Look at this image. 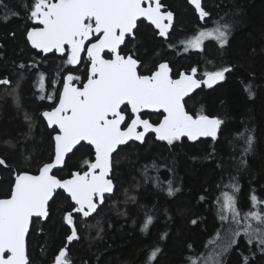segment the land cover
Wrapping results in <instances>:
<instances>
[{"label":"trees","instance_id":"1","mask_svg":"<svg viewBox=\"0 0 264 264\" xmlns=\"http://www.w3.org/2000/svg\"><path fill=\"white\" fill-rule=\"evenodd\" d=\"M3 2L7 9L0 8V81L10 83H0V159L6 162L0 165V198L10 196L16 174L37 173L54 156L53 134L41 115L46 101L41 98L40 74L50 84L74 71L64 57H43L31 47L26 35L37 26L30 17L33 0ZM165 2L177 14L169 39L147 28L140 43L128 47L149 68L163 60L175 71L196 67L201 76L230 68L219 85L204 86L186 100L194 116L218 117L220 133L215 139L182 138L171 145L150 134L144 143L120 147L113 160L114 194L106 196L92 216L73 213L78 239L68 247L70 264H193L219 253L234 238L231 232H223L236 225H225L221 218L224 192L238 187L235 195L241 214L258 210L252 209L253 194L264 201V0H205L209 16L204 23L187 0ZM225 24L230 27L223 47L212 39L202 50L185 51L181 44L200 26ZM143 116L156 123L162 114ZM242 135L254 137L247 153ZM74 152L56 171L58 177L83 173L94 160L89 145ZM169 184L178 189L173 195L168 194ZM71 201L59 191L50 204L49 218L33 220L28 237L30 264H54L67 246L71 227L64 217L76 208ZM258 208H264V203ZM148 216L152 223L145 228ZM244 226L238 225L237 243L222 256V264H244V257L247 264H264L256 241L247 243ZM155 249L159 252L150 259Z\"/></svg>","mask_w":264,"mask_h":264},{"label":"snow or ice","instance_id":"2","mask_svg":"<svg viewBox=\"0 0 264 264\" xmlns=\"http://www.w3.org/2000/svg\"><path fill=\"white\" fill-rule=\"evenodd\" d=\"M190 3L195 6L202 20L209 16L201 0H190ZM162 7L161 0H33L30 17L42 27H33L28 31L27 39L32 47L45 53L53 50L64 53L67 45L70 51L66 62L76 65L88 42L86 51L91 66L87 83L82 88L72 84L73 80H79L80 77L68 75L59 96V104L43 113L48 125L58 128L54 136V159L45 163L38 175L27 172L16 174L10 197L0 198V264H30L25 245L30 221L34 216H49V201L57 189H63L75 202V212L89 216L95 211L94 197L99 196L102 200L105 193L113 190L112 180L107 179V176L111 170L112 154L119 145L130 140L143 143L150 132L169 145L184 136L190 140L198 137L216 138L222 121L204 114L194 117L185 111L182 101L201 84L212 87L223 81L230 68L205 72L206 78L197 80L195 76L198 69L193 67L190 73L181 72L178 79H172L168 63L159 64L151 75H141L138 73L140 61L131 54H120L119 49L125 44L126 37L135 38L134 29L140 18L155 25L161 37L169 34L174 14L172 11H161ZM0 8L7 9L3 0H0ZM7 15L18 13L9 12ZM229 27L225 24L200 31L186 42L185 51L188 48L202 50L206 39L215 40L223 47L228 43ZM93 38L95 42H91ZM106 49L114 58L103 57L102 53ZM0 83L7 85L10 82L5 79ZM39 86L41 90L44 89L43 74H40ZM47 98L52 99L51 96ZM127 106H130V113L126 115ZM145 109L156 112L162 110L163 119L155 125L148 119H142L141 113ZM241 138L246 145L243 151H251L254 137L242 135ZM82 141L95 150V162L88 165L89 170L83 174L73 173L71 179L65 180L50 174L53 169L66 165V157ZM5 164L0 159V165ZM232 188L234 191L223 193L221 218L227 220L230 215L236 224L243 221L245 226L242 231L248 238L247 243L251 245L256 241L264 253V208H258L264 201H259L253 194L250 197L252 209L258 210L241 214L235 195L239 189L236 185ZM167 191L173 195L178 189L169 184ZM64 219L68 225H73L71 212ZM151 223L152 217H146L144 227L147 228ZM239 235L240 230L233 233V237ZM74 239H78L75 226L67 236L69 242ZM236 243L233 238L228 246ZM223 251H227V248ZM158 252L159 249H155L150 259H155ZM220 255L210 254L205 264H221ZM66 257L67 249H61L54 264H70ZM243 259L244 264H247L248 257Z\"/></svg>","mask_w":264,"mask_h":264},{"label":"flooded vegetation","instance_id":"3","mask_svg":"<svg viewBox=\"0 0 264 264\" xmlns=\"http://www.w3.org/2000/svg\"><path fill=\"white\" fill-rule=\"evenodd\" d=\"M188 4L189 3V0H187ZM204 2L205 0H202V5H203V8L207 11V9L204 7ZM161 4L163 5V7L165 8H162V11H173L174 14H175V20L173 22V25H172V29L171 31H169V34H168V37H161L159 35V30L155 28V26L151 23H149L146 19H141L137 22V28L134 30V39H130L128 37H126V40H125V44L122 45L119 49L120 51V54L121 55H133V57L137 60L140 61V65L138 66V72L139 74L141 75H151L153 72H155L159 66V64L161 63H169V66L172 70V79H177L179 78V75L181 72H187V73H190V70L191 69H180L179 71H175L174 68L171 66L170 62L169 61H166V60H163V61H159L157 62V64L154 66V67H148L146 63H143V61L141 59L138 58V56L134 53V50H132L131 48L128 47V45H131L132 43H135L136 45H138L141 41V35H143L144 31L148 28V30L154 32L156 34V36L158 37H161L162 39L164 40H168L169 39V35L172 33V31L174 30L175 26H176V21H177V14L175 12L174 9H172L169 4L167 2H165V0H162L161 1ZM191 5V4H190ZM146 6V5H145ZM193 7V6H192ZM194 8V7H193ZM196 14L198 15L196 9L194 8ZM209 13V12H208ZM199 17V15H198ZM208 17V16H207ZM205 17V19L207 18ZM204 19V20H205ZM199 21L201 23H204V21H201L200 17H199ZM91 42H95V39L93 38ZM87 45H88V42L86 44V47H85V52L83 53L82 55V59L80 60V62L76 65H72V64H68L66 61L68 59V52L70 51V49H68V46L65 47V53L63 55H59L57 52H53V53H50V54H47V55H44L43 53L42 56L43 57H50V56H54V57H64L65 58V64H67L68 67L70 68H73L74 71L70 70V71H67L63 77V79L61 80V78H56L55 80H52V82L49 84L48 83V80H47V77L44 78V89H43V100L46 101V107L42 110L41 112V115L44 111H51L53 108L56 107V105L59 104V96L60 94H62L61 92L63 91V87H64V82H66V77L68 75H72L74 77H80L79 80H73L72 81V84L73 86L75 87H78V88H82L83 85L87 82V74H88V71L90 69V60L87 56V51H86V48H87ZM104 58L106 59H112L114 58L113 54H111L109 51H105L104 52ZM193 68V67H192ZM196 77L198 79H204L205 76H201L199 74V71H197V74H196ZM204 86H207V85H202V87ZM202 87H200L199 89H201ZM198 89V90H199ZM197 92V91H196ZM195 94V93H194ZM51 96L52 99H48L47 97ZM193 96V95H192ZM190 98V97H189ZM187 100V99H186ZM186 103V101H185ZM124 107V106H123ZM125 113L126 115L130 113V106H127L125 108ZM144 113H152V114H155V113H161L162 116L160 118L159 121H157L156 123H153L149 118H146L143 116ZM163 115L164 113L162 112H149V111H145L143 110L142 113H141V118L142 119H148L151 123L153 124H158L162 119H163ZM44 119V118H43ZM45 121V120H44ZM130 122V120L128 121ZM46 123V121H45ZM46 126L49 128L48 124L46 123ZM124 127V125H123ZM50 129V128H49ZM52 131V134H53V142H54V147H55V141H54V136L56 135V133L58 132V128H54V129H50ZM139 130H142L139 129ZM152 134V133H151ZM150 135V134H149ZM148 135V136H149ZM155 135V134H154ZM147 136V137H148ZM132 142H137V141H132ZM89 145L87 143H81V145H79L76 150L83 146V145ZM91 146V145H89ZM92 147V146H91ZM75 153V152H74ZM95 154V152H94ZM95 157V155H94ZM53 159V158H52ZM95 159V158H94ZM51 161V160H50ZM94 161V160H93ZM49 162V161H48ZM93 163V162H92ZM89 169V168H88ZM87 171V170H86ZM85 171V172H86Z\"/></svg>","mask_w":264,"mask_h":264},{"label":"water","instance_id":"4","mask_svg":"<svg viewBox=\"0 0 264 264\" xmlns=\"http://www.w3.org/2000/svg\"><path fill=\"white\" fill-rule=\"evenodd\" d=\"M162 1V0H161ZM53 2H55V0H53ZM189 3H190V0H189ZM191 4V3H190ZM194 8H195V6L193 5V4H191ZM201 5H202V0H201ZM202 7H203V5H202ZM162 8H165V7H162ZM205 10V9H204ZM161 11H162V9H161ZM206 11V10H205ZM173 12V11H172ZM198 13V12H197ZM173 14H174V12H173ZM198 15H199V13H198ZM200 17V16H199ZM141 19H145V18H140V20ZM201 19V18H200ZM205 19V18H204ZM204 19L202 20L201 19V21H204ZM174 20H175V14H174V16H173V22H174ZM139 21V20H138ZM149 23H151L150 21H148ZM165 23H167V21H165ZM35 24L37 25V26H35V27H42V25H39L38 24V22L35 20ZM173 25V24H172ZM155 26V25H154ZM32 29V28H31ZM30 29V30H31ZM171 29H172V27L169 29V31H171ZM135 30V29H134ZM168 37V35L166 36V38ZM29 43H30V45H31V42L29 41ZM86 44H87V42H86ZM67 46V45H66ZM65 46V47H66ZM122 46V45H121ZM31 47H32V45H31ZM33 48V47H32ZM33 49H35L36 51H38V52H41V53H43L44 55H47V54H50V53H53V52H57L59 55H63L64 53H61V52H58V51H56V50H53L52 52H49V53H45V52H43L42 50H40V49H36V48H33ZM105 51H108L107 49L105 50ZM104 51V52H105ZM85 51H83L82 53H81V57H82V55H83V53H84ZM102 55H104V53H102ZM104 57V56H103ZM106 59V58H105ZM168 65H169V63H168ZM169 68H170V66H169ZM171 69V68H170ZM139 73V72H138ZM183 73H186V74H188L187 72H183ZM170 76H171V78H172V70H171V72H170ZM67 78V77H66ZM206 78V77H205ZM204 78V79H205ZM178 79V78H177ZM195 79H197V80H200V79H198L196 76H195ZM201 80H203V79H201ZM222 81H219V82H217L216 84H214L213 86H217V85H219L220 83H221ZM87 83V82H86ZM202 85H206V84H201L200 85V87H202ZM212 86V87H213ZM199 87V88H200ZM199 88H196V89H193V91L192 92H190L189 93V95L188 96H186L185 98H184V100L182 101V103H184V106H185V111H187L190 115H193L192 113H190L189 111H188V109H187V107H186V103H185V101H186V99H188L189 97H191L192 95H194V93L196 92V91H198V89ZM63 92V91H62ZM123 107V106H122ZM143 111V110H142ZM145 111H149V112H156V111H154V110H151V109H145ZM45 112V111H44ZM43 112V113H44ZM159 112H162V110L161 111H159ZM43 113H42V117L45 119V121H46V123L48 124V122H47V119L43 116ZM163 113V112H162ZM194 116V115H193ZM207 116H209V115H207ZM195 117V116H194ZM209 117H211V118H218V117H215V116H209ZM219 119V118H218ZM155 125V124H154ZM49 126V125H48ZM122 127H123V125H122ZM49 128L50 129H54V128H57L56 126H49ZM220 129H221V125H220V127H219V129H218V131H217V136L219 135V133H220ZM139 130V129H138ZM57 134V133H56ZM149 134H151V132L150 133H148V134H146V136H145V140H146V138H147V136L149 135ZM152 134H155V133H152ZM216 136V137H217ZM182 138H187L186 136H184V137H181L180 139H182ZM207 138H212V137H198L196 140H190V141H193V142H197V141H199L200 139H207ZM188 139V138H187ZM145 140H144V142H145ZM132 141H135V140H130V141H128L126 144H123V145H119L118 147H117V149L113 152V154H112V157H111V161H112V164H111V170L109 171V174H108V176H107V179H110V180H112V183H113V190H112V192H110V193H105L104 194V196H103V199L101 200V198L99 197V196H96V197H94V199H93V202L96 204V209H95V211H93V212H91L90 213V215L89 216H92V215H94L96 212H97V210L104 204V202H105V200H106V196H108V195H113L114 194V191H115V183H114V180H113V177H112V174H113V160H114V155L118 152V150H119V148L120 147H122V146H125V145H127V144H129L130 142H132ZM137 142H139V143H141L140 141H137ZM143 142V143H144ZM81 143H87V142H84V141H82ZM88 144V143H87ZM78 147V146H77ZM92 148L94 149V147L92 146ZM54 150H55V147H54ZM76 149H74L73 150V152L75 151ZM95 151V150H94ZM72 153H70L68 156H70ZM68 156L66 157V161H67V158H68ZM53 159H54V156H53ZM52 159V160H53ZM51 160V161H52ZM51 161H49V162H51ZM49 162H46V163H49ZM95 162V159H94V161H93V163ZM44 165V164H43ZM42 165V166H43ZM41 166V167H42ZM40 167V168H41ZM64 166H62V167H59V168H57V169H53L52 170V173H50V174H53V175H55V176H57L55 173H56V171L57 170H60L61 168H63ZM89 170V169H88ZM87 170V171H88ZM98 171V170H97ZM76 172H79V171H75V172H73V173H76ZM27 173H29V174H31V175H38L39 174V171L37 172V173H31V172H27ZM80 174H83V173H81V172H79ZM57 178H59V179H61V180H65V179H71L72 178V175L70 176V177H67V178H60V177H58L57 176ZM15 183V182H14ZM14 185V184H13ZM59 191H63V192H65L63 189H57L56 190V192L54 193V196H53V199L52 200H50L49 201V207H50V204L52 203V201L54 200V198H55V196H56V194L59 192ZM66 194H67V192H65ZM68 195V194H67ZM69 196V195H68ZM8 197H10V196H8ZM8 197H3V198H8ZM70 197V196H69ZM73 202V204L77 207V205L75 204V202L74 201H72ZM85 210H87V209H85ZM72 213V215H73V213H77V212H75V211H73V212H71ZM81 214H83V213H81ZM49 215H50V212H49ZM37 218H41V219H43V220H47L48 218H49V216L47 217V218H44V217H33L32 219H31V221H30V224H29V231H28V233L26 234V236H25V245H26V255L28 256V259H29V254H28V237H29V234H30V231H31V228H32V225H33V220L34 219H37ZM70 227H71V231H72V227L73 226H75V224L73 223V225H69ZM76 227V226H75ZM78 236V235H77ZM76 239H74L73 241H71V242H74ZM71 242H69L68 241V244H67V246L65 247L66 249H67V252H68V247H69V245H70V243ZM29 262H30V259H29Z\"/></svg>","mask_w":264,"mask_h":264},{"label":"rangeland","instance_id":"5","mask_svg":"<svg viewBox=\"0 0 264 264\" xmlns=\"http://www.w3.org/2000/svg\"><path fill=\"white\" fill-rule=\"evenodd\" d=\"M217 26H219V25H216L215 27H217ZM215 27H208L207 25H206V26H200V29L197 30L195 34L191 35L189 38L184 39V40L181 42V44L186 48V46H187L186 42H187L188 40H190L191 38H193L194 36H196L200 31H202V30H206V29H213V28H215ZM207 40H209V39H206V40L204 41L203 46H204V44H205V42H206ZM203 46H202V47H203ZM191 49H193V48H191ZM42 91H43V90H42ZM11 93H13V91H11ZM229 217H230V218H229L228 221H227V220L224 221V224H225V225H229V224L232 222V220H231V216H230V215H229ZM232 223H234V222H232ZM242 224H244L243 221H241L240 224H236L235 226H233V227H231V228H229V229L226 228V230H224L223 232H226V233L231 232V234H233V233H234L235 231H237V230H240V232H241V229H238V225H242ZM77 235H78V231H77ZM231 238H232V236H231ZM220 239H222V232H221L220 235H219V240H220ZM234 239L237 241V236L234 237ZM228 245H229V244L227 243V244L224 245V246L222 247V249L219 251V253H221V255L219 256V259H220V261H221V264H222V256L225 255L226 253H228L229 250L231 249V247L233 246V245H232V246L229 247ZM224 248H227V251H223ZM212 254H213V253H212ZM206 259H207V257L204 258V259L202 258V260L199 259V260H194V261H195L197 264H205Z\"/></svg>","mask_w":264,"mask_h":264},{"label":"bare ground","instance_id":"6","mask_svg":"<svg viewBox=\"0 0 264 264\" xmlns=\"http://www.w3.org/2000/svg\"><path fill=\"white\" fill-rule=\"evenodd\" d=\"M192 6V5H191ZM35 21V20H34ZM27 36V35H26ZM82 59V58H81ZM65 83V82H64ZM62 93V92H61ZM57 106V105H56ZM45 120V119H44ZM156 136V135H155ZM95 158V157H94ZM109 196V195H108ZM71 199V198H70ZM72 202V201H71Z\"/></svg>","mask_w":264,"mask_h":264}]
</instances>
